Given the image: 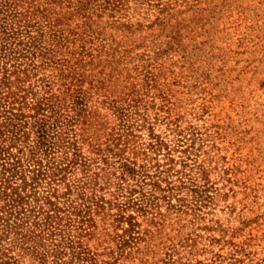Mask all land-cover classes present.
I'll use <instances>...</instances> for the list:
<instances>
[{"label":"rangeland","instance_id":"obj_1","mask_svg":"<svg viewBox=\"0 0 264 264\" xmlns=\"http://www.w3.org/2000/svg\"><path fill=\"white\" fill-rule=\"evenodd\" d=\"M0 147V264H264V0H0Z\"/></svg>","mask_w":264,"mask_h":264},{"label":"trees","instance_id":"obj_2","mask_svg":"<svg viewBox=\"0 0 264 264\" xmlns=\"http://www.w3.org/2000/svg\"><path fill=\"white\" fill-rule=\"evenodd\" d=\"M2 151V148L0 147V152ZM10 155H12V152H9V155L8 156H10ZM7 169L9 170V169H11L10 167H7ZM18 172V171H17ZM25 179V178H24ZM21 233H18V236L20 235Z\"/></svg>","mask_w":264,"mask_h":264}]
</instances>
